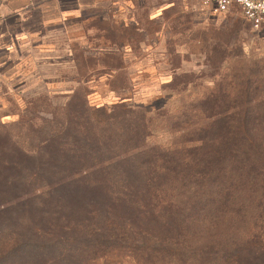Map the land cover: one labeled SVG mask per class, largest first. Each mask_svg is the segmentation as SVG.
Here are the masks:
<instances>
[{"label": "trees", "instance_id": "16d2710c", "mask_svg": "<svg viewBox=\"0 0 264 264\" xmlns=\"http://www.w3.org/2000/svg\"><path fill=\"white\" fill-rule=\"evenodd\" d=\"M237 86L167 147L160 115L86 91L51 138L2 144L0 264H264V72Z\"/></svg>", "mask_w": 264, "mask_h": 264}, {"label": "rangeland", "instance_id": "374dc122", "mask_svg": "<svg viewBox=\"0 0 264 264\" xmlns=\"http://www.w3.org/2000/svg\"><path fill=\"white\" fill-rule=\"evenodd\" d=\"M84 7V24L45 47L51 59L26 47L21 62L5 61L0 146L31 149L51 138L67 108L80 109L75 92L86 91L92 106L124 102L160 115L147 145L167 147L182 140L172 125L180 114L208 106L212 93L234 96L246 74L255 82L264 72V28L237 5L219 15L197 0H84Z\"/></svg>", "mask_w": 264, "mask_h": 264}, {"label": "crops", "instance_id": "0c3cea01", "mask_svg": "<svg viewBox=\"0 0 264 264\" xmlns=\"http://www.w3.org/2000/svg\"><path fill=\"white\" fill-rule=\"evenodd\" d=\"M84 8V0H0V63L21 62L26 47L51 59L54 53L45 47L54 45L60 33L69 35L83 25Z\"/></svg>", "mask_w": 264, "mask_h": 264}, {"label": "built area", "instance_id": "2783aa9c", "mask_svg": "<svg viewBox=\"0 0 264 264\" xmlns=\"http://www.w3.org/2000/svg\"><path fill=\"white\" fill-rule=\"evenodd\" d=\"M197 4L210 15L225 13L237 5L254 28H264V0H197ZM3 68L4 63H0V79Z\"/></svg>", "mask_w": 264, "mask_h": 264}]
</instances>
